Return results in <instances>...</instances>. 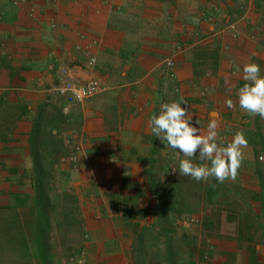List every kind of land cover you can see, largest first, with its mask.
Wrapping results in <instances>:
<instances>
[{
	"label": "crops",
	"instance_id": "0c3cea01",
	"mask_svg": "<svg viewBox=\"0 0 264 264\" xmlns=\"http://www.w3.org/2000/svg\"><path fill=\"white\" fill-rule=\"evenodd\" d=\"M254 2L47 0V102L64 106L50 90L52 61L73 66L78 81L99 77L109 85L105 93L71 108L60 132L61 138L72 133L81 147L67 191L75 196L88 233L83 248L87 264H133L134 232L144 223L134 213L124 217L128 203L123 198L146 188V166L138 158L175 156L151 132L150 118L159 114L160 105L182 99L200 129L204 118L231 124L226 112L221 116L224 97L244 81L243 66L257 63L264 76V24ZM0 16V212L11 213L10 221L36 253L35 208L4 207L9 191L31 193L28 181L13 180L21 169L16 177L9 170L26 162L31 120L45 102V0H0ZM230 22L236 23L235 32L227 29ZM177 45L186 48L174 53ZM171 54L175 80L163 70ZM92 57L95 64L88 67ZM135 178L140 191L130 187ZM48 215L47 237L54 228ZM247 255L244 250L241 264H248Z\"/></svg>",
	"mask_w": 264,
	"mask_h": 264
},
{
	"label": "trees",
	"instance_id": "16d2710c",
	"mask_svg": "<svg viewBox=\"0 0 264 264\" xmlns=\"http://www.w3.org/2000/svg\"><path fill=\"white\" fill-rule=\"evenodd\" d=\"M254 6L260 12L264 24V0H255ZM244 83L245 81H239L238 87H242ZM237 92L238 89H235L233 94L237 95ZM255 119V129L249 131L247 137L248 145L251 146L254 155L257 153V148L264 151V130L259 124L260 117L257 115ZM65 120L66 115L62 112V109L48 101L47 220L49 218L48 211L53 213L59 200L65 201L63 204V218L65 220L72 218L74 209L69 207L70 200L72 199V201L76 202L72 193L67 191L58 192L52 187L53 173L58 170L55 166L59 158L67 152L60 137ZM27 144L28 156L26 162L22 163L20 167L12 168L9 171L12 176L16 177L17 171L21 169V174L13 180L19 184L28 181L31 193L9 191L7 193L9 200L4 208L11 209L24 206L35 208L38 222L35 256L40 264H45V102L38 106L32 117L31 129L27 135ZM138 160L146 166L144 171L146 188L142 193L138 192L133 196L126 195L123 198L124 203H128V206L123 210V214L124 217L128 218L134 213L140 218L150 217L152 221L143 224L134 232V239L131 245L133 264H202L206 258L205 245H202L205 242H208L207 248L210 247L211 250L207 251V253L211 255H213L212 250L216 242L219 245H225L226 243L235 244V248L246 249L248 264H258L260 262V257L254 248L253 241L259 231L260 241L264 242V170L262 169L263 164L258 162L256 156L251 167L258 179L257 187L252 188L247 185L235 187L237 195L245 200L247 208L245 210L241 208L229 209L231 212H237L240 215L234 229L236 234L222 235L218 232L220 225L219 211L222 208V205H220L218 210L212 211V215L205 214L202 216L201 225L205 232L218 228L213 237L208 233L209 237L207 239L204 238L203 242H201L202 244L198 242V238L195 235L185 231H177V226L183 220V217L194 212L192 200L185 194L183 185L179 183H163L154 166V160L151 158L140 157ZM147 162L150 163L148 164ZM67 177L70 180L74 178L73 174H69ZM7 181L9 182V178ZM218 183V181L212 179L205 187L204 198L208 203H212L214 201L213 198L217 197L218 190L216 186ZM228 197L236 198L235 196ZM141 199H144L146 203L140 206L138 200ZM233 203L237 204V201H233ZM217 204L220 203L217 202ZM10 218L11 213L9 211L0 212V243H2L3 248L6 245H13V248L18 247L27 254L26 242L21 233L15 229L16 224L12 223ZM55 221L57 222V219ZM245 243L246 245H243ZM205 244L207 245V243ZM217 252L218 254L228 255L230 261L235 258L233 251L227 252L222 247ZM48 263L49 258L47 257Z\"/></svg>",
	"mask_w": 264,
	"mask_h": 264
},
{
	"label": "rangeland",
	"instance_id": "374dc122",
	"mask_svg": "<svg viewBox=\"0 0 264 264\" xmlns=\"http://www.w3.org/2000/svg\"><path fill=\"white\" fill-rule=\"evenodd\" d=\"M253 36H255L253 34ZM264 46V41L262 42ZM248 49L252 50L250 44H248ZM199 98L198 100H202L200 92H198ZM232 99L234 102L233 108H228L227 105L222 109L221 116H224V112H226L227 116H230L233 120H231V124H223L222 122H218L219 124V135L221 137H226L229 141L234 137L236 131H243L246 139L248 137L249 131L255 129V117L250 116L245 111L241 110L238 104V96L234 95L233 92H228L224 101ZM206 98V97H204ZM199 102L198 104H200ZM221 111V109H219ZM200 115V112L198 113ZM202 128L207 130V125L210 122V119L204 118L200 121ZM71 123V122H70ZM260 127L264 130V119L260 118ZM71 127V125L69 126ZM206 131L202 132L205 133ZM199 153L197 152V158L194 159V163H200L198 159ZM258 159V162L263 164L262 169L264 170V151L260 148H257V153L254 155V152L251 146L244 150V160L242 162L241 167L238 169V173L235 180H227L224 183H218L216 188L218 190L217 197H214V201L212 203H208L204 198V189L211 182L209 181H195L191 177L183 176L179 174L178 169V160L174 157H162V158H151L154 160V166L156 171H158V175L161 181L165 184H173L179 183L183 185V189L185 194L192 200L194 212L192 214H188L183 217V220L177 226V231L182 232L185 231L192 235H195L198 238V242H203L204 238H208L210 236H214L218 231V228L211 230L209 232H205L201 225L202 216L212 215V211L215 209H219L220 205H222L219 215H220V225H219V233L222 235L228 234H236L234 229L238 223L239 214L237 212H231L229 209H237L241 208L245 210L247 208L245 200H243L239 195H237L236 186L241 187L242 185H247L248 187L256 188L258 184V179L254 174V171L251 167V164L255 158ZM261 156L260 160L258 157ZM148 159V158H145ZM150 159V158H149ZM148 164L150 162H147ZM172 167L177 169V173L174 172L173 175L167 174V168ZM77 170V169H75ZM75 170H57L53 173L52 179V187L58 191H67L70 190V186L68 185L70 179H68L67 175L72 174ZM67 177V178H66ZM138 180L137 178L133 179L130 183V187H135L136 191H140L137 188ZM114 189H117V186H114ZM68 192V191H67ZM71 193V192H69ZM228 196H235L228 197ZM233 201H237V204H234ZM64 200H59V203L52 213V220L54 224L53 231L47 237V257L49 258L48 264H87L86 259L81 257V251L84 248V242L88 239L85 237L88 234L85 230H83V219L80 216V212L75 208V202L70 200L69 207L70 209H74L72 211V218H67L65 220L63 218V204ZM219 202L220 204H217ZM143 223H149L152 221L150 217H143ZM57 219V222L55 221ZM129 225V224H127ZM126 226V225H125ZM207 243V245L205 244ZM201 243L205 245L206 258L204 259L202 264H220L221 262L230 261V257L228 255L218 254L219 248L222 247L227 252L233 251L235 253L234 260L230 261L231 264H241L243 261H246L244 256V250L235 248V244H225L219 245L215 244L213 248V255L207 253V251H211L210 247H208V242ZM256 243V244H255ZM0 264H40L39 260L35 256V253H31L27 248V254L22 252L20 248L14 247L13 245H6L4 248L2 247V243H0ZM243 245H246L243 244ZM253 245L257 253L260 255L262 260L264 259V242L260 241V232L258 231L257 237L253 241ZM210 246V245H209ZM209 249V250H208ZM24 250V251H26ZM243 253V254H242ZM221 255V256H220ZM212 256V257H211ZM72 259V260H71Z\"/></svg>",
	"mask_w": 264,
	"mask_h": 264
},
{
	"label": "clouds",
	"instance_id": "9594fccd",
	"mask_svg": "<svg viewBox=\"0 0 264 264\" xmlns=\"http://www.w3.org/2000/svg\"><path fill=\"white\" fill-rule=\"evenodd\" d=\"M243 80L245 83L237 92L240 109L252 117L258 115L264 119V76L259 64L246 63L243 66ZM182 104L186 105L182 99L162 103L159 114L153 115L149 122L152 134L165 147L175 150L179 174L198 182L215 179L224 183L235 180L244 160V150L248 147L243 131H236L229 141L219 135V124L212 119L206 132L202 133L199 127L193 126V114ZM226 105L230 109L235 106L232 99L226 100ZM195 123L199 125V120ZM197 152L200 163L193 162ZM172 171L177 173L176 168H172Z\"/></svg>",
	"mask_w": 264,
	"mask_h": 264
},
{
	"label": "built area",
	"instance_id": "2783aa9c",
	"mask_svg": "<svg viewBox=\"0 0 264 264\" xmlns=\"http://www.w3.org/2000/svg\"><path fill=\"white\" fill-rule=\"evenodd\" d=\"M1 18V16H0ZM205 20L212 22V15H205ZM227 29L231 32L236 31V23L230 22L227 25ZM186 48V45H177L174 47V53L180 52ZM95 64V58L92 57L87 63L88 67H92ZM171 64V66H169ZM48 70L54 78V82L50 87L51 92L58 97L60 101L64 102L62 107V112L67 115L71 108L82 104L85 100L101 95L108 91L109 85L99 77H90L84 81L76 80L75 70L73 66L60 67L56 66L55 62L52 61ZM163 70L165 75L170 80H175L176 70L174 54H171L164 58L163 60ZM64 146L67 148V152L62 155L58 163L56 164V169L61 165H66L67 170H75L79 166V153L81 150L80 144L76 142L72 133H65L62 136ZM260 160L261 156L258 157ZM167 174L173 175L172 167L166 169ZM87 237V235H85ZM81 257L84 258V251H81ZM72 260V259H71Z\"/></svg>",
	"mask_w": 264,
	"mask_h": 264
}]
</instances>
